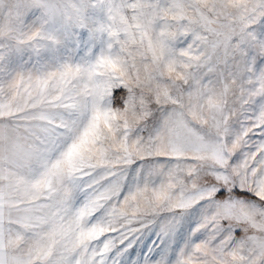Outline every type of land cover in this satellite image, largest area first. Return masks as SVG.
Returning a JSON list of instances; mask_svg holds the SVG:
<instances>
[{
	"label": "snow or ice",
	"instance_id": "6c2138e0",
	"mask_svg": "<svg viewBox=\"0 0 264 264\" xmlns=\"http://www.w3.org/2000/svg\"><path fill=\"white\" fill-rule=\"evenodd\" d=\"M0 264H264V0H0Z\"/></svg>",
	"mask_w": 264,
	"mask_h": 264
},
{
	"label": "rangeland",
	"instance_id": "374dc122",
	"mask_svg": "<svg viewBox=\"0 0 264 264\" xmlns=\"http://www.w3.org/2000/svg\"><path fill=\"white\" fill-rule=\"evenodd\" d=\"M158 231V228L145 230L144 234L134 245L137 254H142V251L147 252L149 249L159 250L157 246L160 248L164 247V244L161 242V237L158 235ZM173 247H175V245H173ZM129 251L132 250L130 249Z\"/></svg>",
	"mask_w": 264,
	"mask_h": 264
}]
</instances>
